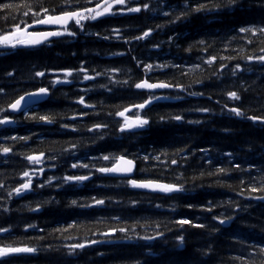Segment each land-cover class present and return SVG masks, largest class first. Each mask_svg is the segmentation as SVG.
Returning <instances> with one entry per match:
<instances>
[{
  "label": "trees",
  "instance_id": "16d2710c",
  "mask_svg": "<svg viewBox=\"0 0 264 264\" xmlns=\"http://www.w3.org/2000/svg\"><path fill=\"white\" fill-rule=\"evenodd\" d=\"M103 1L0 0V5H13L0 10V35L15 24L23 28L32 22L31 15H23L29 11L24 5L59 14ZM127 3L141 11L121 14L123 6L114 5L115 15L83 21L82 29L72 24L68 31L73 36L40 48L0 51V108L5 109L0 119L14 120L0 125V149H11L0 151V228L9 229L0 233V247L37 249L0 264H264V201L254 198L264 192L250 191L264 187V124L246 118L264 117V62L257 59L264 55V34L239 31L264 27V0ZM199 5L205 7L192 11ZM149 30L147 37L134 39ZM149 64L152 68L146 70ZM65 70L73 75L65 77ZM37 71L45 75L37 77ZM85 74L94 79L84 80ZM64 79L72 84L55 87V80ZM143 80L174 89L142 92L134 84ZM41 87L51 91L47 102L18 117L8 113L11 102ZM230 91L240 99L229 98ZM149 96L164 97L145 112L149 124L138 133L121 132L116 113ZM80 97L91 107L77 103ZM231 107L244 115L237 118ZM177 115L182 119L172 118ZM97 124L106 127L93 128ZM40 153L42 167L25 158ZM105 155L109 161L102 159ZM121 155L136 160L135 179L174 184L182 191L144 193L127 180L95 171ZM24 171L32 177L31 186L16 195L12 190L28 179H21ZM66 175L90 179L65 182ZM93 197L105 203L95 205ZM180 219L190 223H175ZM113 228L125 231L111 233ZM144 236L156 238L140 239ZM74 243L87 246L69 255L67 246Z\"/></svg>",
  "mask_w": 264,
  "mask_h": 264
},
{
  "label": "snow or ice",
  "instance_id": "6c2138e0",
  "mask_svg": "<svg viewBox=\"0 0 264 264\" xmlns=\"http://www.w3.org/2000/svg\"><path fill=\"white\" fill-rule=\"evenodd\" d=\"M88 2L91 3V0H88ZM228 3H229V5H231L232 3H234V0H228ZM114 5L123 6L120 9L121 14L124 13L125 9H126L127 13H139L141 11V7H139V6H135V7L129 6L127 3V0H111V2H109V0H105V3L103 5L97 3L95 8L85 7L82 10H66V11H61L59 14H55L54 9H49L47 7L39 6L33 10L31 5H24V7L29 8V11H25L23 13V15L24 16L31 15L32 22L31 23L24 22L25 26L23 28L20 26V24L13 25L12 29L7 34L0 35V46H7V47H10L12 49L17 48L18 46L34 47V46L42 44L44 41H46L51 36H56V37L63 36V35L73 36V35H75V32L67 30V26L70 22L74 21L75 26L82 29V21L96 20L98 17L104 16L106 13L111 14V15H115L116 14L115 12H111V9L114 7ZM12 7H13V5H9V4L0 5V10H7V9L12 8ZM142 7H143V10H145V11L149 10V4H147V3L143 4ZM204 7H205L204 5H199L195 9H192V11L198 12V11H201ZM98 8H100L102 10L97 11L96 9H98ZM86 13H88V15H86ZM163 14L165 16L169 15V13L167 11H165ZM179 18L180 17H177L176 19H179ZM173 22H175V21H173ZM36 25H59L64 30L63 31H51V32L36 31V30L28 31L29 28L35 29ZM114 31L118 32L119 30H114ZM150 31L151 30L145 31L142 36H136V37H134V39H136V40L143 39L144 37H147L150 34ZM239 31L241 33H251L252 36H256L257 32L264 34V27H261L258 30L255 28H240ZM104 39H108V37L106 36V37H104ZM248 42L251 43L252 41L249 40ZM261 51L264 52V48H262ZM120 54L122 55V53H120ZM248 59L251 60L252 57L249 56ZM257 59L264 62V55L259 56ZM214 60H215V57H212L211 59H209L206 62L210 64ZM145 68H146V70H150L152 68V65H150V64L145 65ZM238 68H239V66L237 65V69ZM79 71L86 73V70L83 68H81ZM233 74H235V73H233ZM8 75L11 76L12 73L9 72ZM44 75H45V73L43 71L35 72V76H37V77H43ZM72 75H73V73L71 70H65L64 71L65 77H70ZM83 78H84V80L94 79V77L89 76L87 74H85ZM59 82L60 81H57V83H59ZM63 82L68 83L69 81L65 80ZM124 83H127V81H125ZM134 87L138 90L152 91L155 89L169 88V87H172V85H170L168 83H164V82L150 83L147 80H143L141 82L135 83ZM177 87H179V86H177ZM2 92H3V89H0V93H2ZM191 94L197 95L198 93H191ZM47 95H49V89L45 88V87H41L35 92H29V93H26L25 95L19 96L18 99H15L13 102H11L8 105V108H10L12 111H20L22 101L25 100L26 96H28V97H39V96H47ZM227 95L229 98H231L233 100H239L240 99L239 95L235 91H230L227 93ZM155 99H159V97L149 96L148 98L144 99L140 103H136L130 107H126V108H124L123 111H118L116 113V115L122 117L123 121H124V123L120 125L119 130L121 132L131 131L134 128H143L145 125H148L149 120L147 118H141L139 115H136L134 119H129V117L127 115H125V113L132 111L133 108L143 110L148 105H151ZM77 103L82 104L86 108L91 107V105L85 103L83 97H80V99L77 101ZM228 110L230 112L234 113L237 117L244 115L242 110L239 109L238 107H231ZM3 111H5V109L0 108V112H3ZM200 111L206 112V111H208V109H200ZM32 118L35 119L36 117H32ZM172 118L175 120H181L182 119V117H180L178 115L175 117H172ZM246 118L248 120H252L254 122L259 121L261 124H264V117L247 116ZM38 119L41 121H44L46 123L52 122L51 118L48 116H40V117H38ZM11 122L12 121L9 120L8 118L0 119V125L6 124V123H11ZM100 127H106V125L97 124V125L93 126V128H96V129H98ZM73 130H75V129H73ZM92 130H93L92 128L89 129V131H92ZM11 139L16 140L17 137H11ZM19 139L26 140L27 138L26 137H20ZM0 151L7 154L11 151V149L9 147H3L2 149H0ZM43 156H44V153H40L39 156L28 155L25 158L29 162L40 163ZM102 159L104 161H109L110 157L108 155H105L102 157ZM144 159L147 160L148 157L145 156ZM111 160H112L111 166L97 167L95 169V171L100 172V173H104V174H117V175H128V176H130L131 173L134 171L135 163L132 159H128L125 156L121 155V156H113V157H111ZM171 163L173 165H175V164H177V161L175 159H172ZM72 167L76 168L77 165L73 164ZM79 167L88 168L89 165L88 164H81V165H79ZM236 167L239 168L240 165L237 164ZM41 171H42V169H41ZM220 171H224V170L221 169ZM24 177L28 178L27 181L20 184L19 187L12 190L15 192L16 195H21L23 191L30 189L32 177L30 176L28 171L23 172L21 179H23ZM88 179H90V177L88 175H66L63 177V180L65 182H77V183L86 181ZM49 182H51V181L49 180ZM127 183L132 188L147 189V190H151V191H159V192L165 193V194L182 191L181 186H177L174 184L160 183V182L152 180V179L138 180V179L129 178L127 180ZM0 187H3V184H0ZM41 187H43V185H41ZM250 191H252V192H256V191L264 192V187H261L259 189L256 187H253L250 189ZM8 195H9V197H11L12 192L10 191L8 193ZM254 198L264 199V196L254 197ZM93 200H94L95 205H103L105 203L104 200L96 199L95 197H93ZM72 203L75 204L76 201H73ZM88 206H91V205H88ZM157 207H159V205ZM189 207H191V205H189ZM7 210L8 209H5V211H7ZM36 210H38V209H36ZM207 210L211 211L210 208ZM213 219H216V217H213ZM224 222H225L224 220L219 221L220 224H223ZM175 223H177L179 225H185V224H189L190 221L187 219H180V220L175 221ZM29 227H35V225H30ZM192 227L203 228L205 226L203 224H192ZM8 231H9V229L0 228V233H5ZM116 231L124 232L125 229L124 228H119V229L113 228L110 230L111 233H114ZM101 234L102 235H109L110 233L109 232H103ZM162 234L163 233H158V235H162ZM155 238L156 237H152V236L140 237V239H146V240L155 239ZM180 240L183 241V237H180ZM91 243H96V241H92ZM86 246L87 245L85 243H74V244L68 245L67 247L70 248L69 255H71L76 249H83ZM36 251H37V249L34 247H31V246L18 247V246L6 245L3 247H0V258L8 257L11 254H33V253H36ZM260 252L264 253V248H261Z\"/></svg>",
  "mask_w": 264,
  "mask_h": 264
},
{
  "label": "water",
  "instance_id": "95a60500",
  "mask_svg": "<svg viewBox=\"0 0 264 264\" xmlns=\"http://www.w3.org/2000/svg\"><path fill=\"white\" fill-rule=\"evenodd\" d=\"M109 2H111V0H109ZM105 3V2H104ZM104 3H102L101 5H103ZM100 8L96 9V10H99ZM88 14V13H86ZM59 27V25H38L37 27ZM57 37L56 36H51L49 37L46 41H44L42 44L40 45H37V46H34V47H30V48H38L40 46H43L45 43L47 42H50L54 39H56ZM173 89L172 87H169V88H162V89H155V90H152V91H148V90H144V91H148V92H156V91H163V90H171ZM35 92V91H34ZM50 97V92H49V95L47 96H39V97H28L26 96L25 97V100L22 101V105H21V110L20 111H12L10 108V113H12L13 115H20L22 113H24L25 111H27L28 109L30 108H33L35 106H38V105H41L43 104L44 102H46L48 100V98ZM150 105H148L145 109L149 108ZM135 108L132 109V111L134 110ZM144 110V109H143ZM131 112V111H130ZM130 112H127V113H130ZM141 128H134L132 130L134 131H139ZM129 159V158H128ZM133 160V159H132ZM134 163H135V167H134V171L131 173L130 176L128 175H117V174H110V176L112 178H119V179H129V178H133L135 176V172L137 170V163L135 160H133ZM136 189V188H135ZM136 190H139L141 192H145V193H152V194H160L161 192L159 191H151V190H147V189H136ZM19 255H22V254H11L9 256H19Z\"/></svg>",
  "mask_w": 264,
  "mask_h": 264
}]
</instances>
